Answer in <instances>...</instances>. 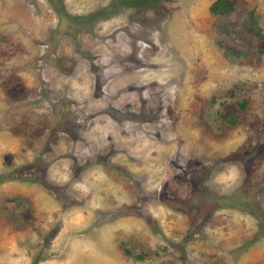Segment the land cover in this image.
Listing matches in <instances>:
<instances>
[{
    "label": "rangeland",
    "instance_id": "374dc122",
    "mask_svg": "<svg viewBox=\"0 0 264 264\" xmlns=\"http://www.w3.org/2000/svg\"><path fill=\"white\" fill-rule=\"evenodd\" d=\"M211 1L0 0V264H264V0Z\"/></svg>",
    "mask_w": 264,
    "mask_h": 264
},
{
    "label": "trees",
    "instance_id": "16d2710c",
    "mask_svg": "<svg viewBox=\"0 0 264 264\" xmlns=\"http://www.w3.org/2000/svg\"><path fill=\"white\" fill-rule=\"evenodd\" d=\"M231 9L229 0H212L207 5V11L211 15L225 14ZM256 33L259 34V31L254 29Z\"/></svg>",
    "mask_w": 264,
    "mask_h": 264
}]
</instances>
